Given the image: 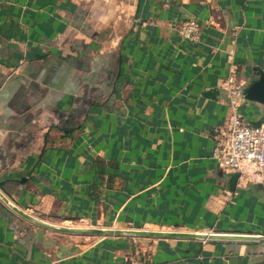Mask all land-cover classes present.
<instances>
[{
	"label": "crops",
	"instance_id": "crops-1",
	"mask_svg": "<svg viewBox=\"0 0 264 264\" xmlns=\"http://www.w3.org/2000/svg\"><path fill=\"white\" fill-rule=\"evenodd\" d=\"M195 21L194 40L180 28ZM264 0H0V190L66 227L264 235L214 159L260 125ZM264 264V243L61 234L0 200V264Z\"/></svg>",
	"mask_w": 264,
	"mask_h": 264
},
{
	"label": "built area",
	"instance_id": "built-area-1",
	"mask_svg": "<svg viewBox=\"0 0 264 264\" xmlns=\"http://www.w3.org/2000/svg\"><path fill=\"white\" fill-rule=\"evenodd\" d=\"M198 30L195 21H188L180 28L192 40ZM215 139L214 159L224 172L230 176L239 174L237 183L264 182V123L253 125L240 116L232 117L229 126L219 130Z\"/></svg>",
	"mask_w": 264,
	"mask_h": 264
},
{
	"label": "water",
	"instance_id": "water-1",
	"mask_svg": "<svg viewBox=\"0 0 264 264\" xmlns=\"http://www.w3.org/2000/svg\"><path fill=\"white\" fill-rule=\"evenodd\" d=\"M249 98L264 102V76L249 89ZM239 174L230 176V189L235 190ZM0 200L14 213L28 222L44 228L49 231L79 236H96V237H130L143 239H180V240H199V241H222L238 243H264V235L255 234H197L187 232H166L151 230H119L103 228H78L58 226L36 218L16 206L1 190Z\"/></svg>",
	"mask_w": 264,
	"mask_h": 264
}]
</instances>
